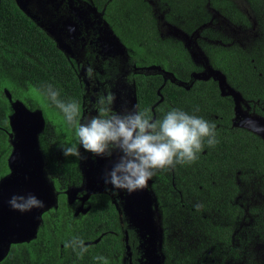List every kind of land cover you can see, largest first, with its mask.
Listing matches in <instances>:
<instances>
[{"label":"flooded vegetation","instance_id":"obj_1","mask_svg":"<svg viewBox=\"0 0 264 264\" xmlns=\"http://www.w3.org/2000/svg\"><path fill=\"white\" fill-rule=\"evenodd\" d=\"M108 1L110 0H103L104 3L101 9H103L104 13L106 7L110 8L113 6L108 5ZM118 1H121L123 5L126 3V9L130 14H132L131 7L135 6L133 12L136 16L149 17L147 24L144 26L149 28L150 31L152 27L154 32L159 33L160 37L163 36L162 38H164L163 41L153 42L158 43L157 45L155 44V49L159 54L163 55L161 58L163 66L159 62L139 63L138 66L132 62L125 69V73L130 74L132 73L131 67H145L148 65V69H160L163 71L164 73L150 74L133 72L134 74L128 76L130 80L134 76H144L146 82H152L157 86L155 88L156 93L158 90L161 92L162 87L166 84L172 88L190 89L198 80L215 82L209 74H206V77H202V75H205L201 72L204 68V61L200 65L195 64L192 60L190 54L196 47H188L185 43V30L176 26V23L180 20L184 24L185 21L194 24V22L203 19L204 16H201V10L205 12L204 15H207L209 14L208 11L211 12L216 9L219 13L231 19L229 21V31H233L238 35L245 33L247 25L254 21L252 18L253 9L260 14L261 23L264 16V0H192L191 4L185 3V0ZM156 10L162 11H160V15L167 30L158 27L156 16L155 20L153 19V13L155 14ZM159 23L161 24V22ZM171 26L179 30L171 28ZM171 29L175 30L176 35H179V37L172 36ZM194 32L195 34H192V37L194 38L198 33L200 34V38L203 40V44L200 43L201 49L203 51L206 50L210 54L213 64L215 58L218 57L216 54L220 46L231 47L229 43H224V40H226V37L223 36L225 28L213 27V25L208 24L194 30ZM234 43L233 41L232 45ZM168 46L173 49L170 51ZM180 46L183 52L176 55L178 53L177 47ZM197 54L199 53L197 52ZM103 59L106 60V58ZM118 59L114 58V60ZM187 61L191 64L188 65ZM108 62L112 64V60ZM9 63L11 64V62ZM103 63L107 62L103 61ZM97 67L100 68L99 65ZM102 71L104 70L102 69ZM11 74L13 73L11 72ZM16 78L19 86L25 89L26 84L20 82L18 77ZM225 79L226 82L221 80L220 85L218 82L213 85L217 87L221 96L231 98L233 104L234 96L230 93L231 85L228 83L226 75ZM123 83V80L116 81V97L121 102L120 95L122 94L125 98V106L130 107L132 106V90L130 87L123 89L124 85L121 87ZM129 83L133 84L135 95V84L133 82ZM119 86L120 89L117 88ZM3 90L7 92L6 99L11 103L15 97L11 95L10 91H5L4 88ZM99 91H101L102 95H107L110 91L109 86L105 85ZM3 95L5 97V94ZM98 97L95 99L91 95L90 104L87 105L86 102L82 104L84 110L79 117L80 122L86 121L84 119L85 114L89 110L96 115L97 109L93 105H97ZM48 101L51 103L49 99ZM233 105H235V102ZM3 106L4 103H1L0 138L2 137V142L0 141V149L4 144L7 149L3 153L0 151V264H86L87 261L92 260L91 258L95 259L96 256L101 255L108 259L109 264H139L140 258L143 256L141 248L143 246L139 245L138 239L141 238L143 241L144 237L147 236L140 232L139 227L136 229L133 226L125 208L129 204L136 206L141 199L145 203L149 202L150 194L154 199L158 195L162 197L163 201L169 200L171 197L170 191L168 195L164 192H156V189L161 187L163 185L162 182H165V180L168 184L171 183V181H167L169 177L165 170H157L155 172L148 181V186L141 189L145 193H128L125 190L113 189L111 185H106L103 180L106 172L115 163L117 156L115 158H113L114 155L111 158L106 157L108 164L99 162L98 158H95L98 156L89 161L88 159L91 158L90 156L93 157V154L85 152L81 148V160L84 162L89 161L88 163L92 165V169L90 168L88 169L89 172H85V169L81 167L83 170L81 176L74 181L72 174L69 175L68 172H62L64 167L61 164L66 161V157L57 145L63 140L58 138L53 124L45 119L46 116L37 107H25L24 105L23 110L21 107L19 114H16L15 118H13L10 114V106L7 107L9 112H6ZM152 107L156 114L157 106L152 104ZM28 108L34 109V111H30ZM51 108L55 116L58 117V108L54 104H52ZM38 112L41 114L39 115L40 117H38ZM152 119L156 120V118ZM242 120L247 122V119L241 117L232 119V123L236 124L237 121L242 122ZM13 128L18 129V136H13ZM37 131H40V133L35 138L33 134ZM33 140L35 141L34 145ZM168 172L174 171L168 170ZM79 180L82 185L85 181L90 183L88 187H82L83 190L81 192L75 191V187H79L76 184ZM166 182L164 187L167 185ZM172 184L177 190L176 183L172 182ZM178 192L180 193V191ZM30 194L43 201L44 206L21 212L14 210L9 205L11 197L28 196ZM171 203H174V201L172 200ZM104 205L110 206L112 209L113 217L111 221L102 219V208ZM170 206L171 204L168 202L167 211L164 210V212L160 210L159 205L157 206L158 211L160 210V219L163 220L162 227L171 212L177 210L173 207L168 210ZM151 209L155 213V201ZM154 213L152 215L156 219ZM145 214L149 218V210H146ZM89 223L93 224V229L88 238L80 234L78 230ZM113 223L115 224V229L111 228ZM111 234L117 237L116 244L113 239L107 238ZM74 237L83 239L85 246L88 248V251L82 257L78 255V249L73 251L71 248L65 249L64 247L65 242L70 241ZM94 244L95 246H92ZM117 245H119L121 252L114 250ZM133 250L139 255L135 258L137 260L135 263L133 262ZM110 251L111 255L108 256ZM96 262L101 264L100 261L96 260ZM146 262L148 264L147 260Z\"/></svg>","mask_w":264,"mask_h":264},{"label":"trees","instance_id":"obj_2","mask_svg":"<svg viewBox=\"0 0 264 264\" xmlns=\"http://www.w3.org/2000/svg\"><path fill=\"white\" fill-rule=\"evenodd\" d=\"M103 0L95 1L97 9L103 11ZM108 5H117L120 3L118 0H110ZM112 7V6H111ZM110 7V8H111ZM105 8L103 15L107 22L113 27L115 34V21L112 16V9ZM135 6L131 7L133 19L136 22L144 21L146 18L136 16L133 12ZM126 30V29H124ZM264 33V31H263ZM155 39L152 41V48L157 54H145L142 59H150V62L160 63L163 66L161 58L163 55L159 54L155 49L153 42L163 41L164 38L159 36V33L154 32ZM264 34L259 37L260 41L257 44L250 45V50L246 52L241 47H224L220 46L215 58L214 65L218 67L227 76L228 83L238 90L241 95L249 100L253 105V109L260 115L264 116V46H258L264 43ZM124 45L132 46L130 42L122 39ZM156 40V41H155ZM177 54L182 53V47H177ZM91 60L89 64L94 66L98 64L103 69V77L106 85H112L116 81H129L128 76L134 74L125 73L126 67L134 62V55H130L128 60L123 62L119 60H112L109 64L107 60L98 57L101 61L94 60V53L88 48L87 52ZM0 56L7 61L14 63V71L16 77L23 84L35 87L44 96L47 97V86L51 85L56 91L59 92V99L64 102H76L79 105V117L83 113L82 104L86 102L90 104V96L95 99L102 95L101 91H87L85 83L77 75L76 69L71 62L66 58L64 52L59 47H56L51 37L34 21L32 20L17 4L16 0H0ZM178 58V56H176ZM107 62V63H103ZM146 60L142 63H150ZM122 64L124 66L122 67ZM138 62L135 63L138 66ZM187 64H191L187 61ZM120 68H123L120 70ZM135 84V98L136 110L145 111L149 117H152L153 110L151 105L159 99L162 95L155 92L157 87L152 82H146L145 77L134 76L131 79ZM215 83V82H214ZM212 81L198 80L190 89L172 88L168 84L162 87L161 93L166 99L156 107V119H162L164 115L171 109L178 108L189 114H193L204 118L210 123L216 125V138L218 143L214 147L205 146L201 152L197 154V159L190 164H177L173 170L176 172L175 179L177 188L179 182L182 184L184 193L192 194V198L199 201L202 205L201 210L188 208L190 205L186 204L181 197L177 196L176 190L172 183L166 182V187L163 185L157 188L156 192H164L168 195L171 192L169 200L162 199L159 196V208L161 211H167V203L170 202L171 207L178 209H186L187 211H194V216L203 211L209 212L210 207L217 199H222L217 207V211L221 214L227 212L231 217H236L237 212L240 210L239 206L233 201L234 193L237 191V186L234 183V173L244 168H251L256 171L264 170V144L262 139L251 131L235 126L232 123V100L229 97L221 96L219 90ZM115 95V93H113ZM169 100V101H168ZM116 103H120L115 95V100L112 104V109L117 113H125L132 111L129 106H122L120 110L117 109ZM121 104V103H120ZM96 108L95 105H93ZM97 109V108H96ZM198 109V111H197ZM58 116L64 118L63 113L58 109ZM87 114V115H86ZM85 120L94 116L92 111H87ZM97 114V111H96ZM66 122V121H65ZM69 129L75 131V125H69ZM117 156L116 153L113 154ZM90 159H94L90 156ZM185 172V173H181ZM194 172H197L196 174ZM194 173L193 176L190 174ZM164 181V180H163ZM172 200L174 203H171ZM158 206V205H157ZM185 207V208H183ZM159 210V211H160ZM151 213V210H149ZM191 211V212H192ZM102 219L111 221L113 212L110 206L104 205L102 208ZM234 222V221H233ZM205 224V231L209 238L217 244L222 245L223 249L231 250L229 246L231 241V230L224 228V223L214 222L208 223L199 218L197 225ZM264 224V222H263ZM113 223L111 228L115 229ZM93 224L89 223L84 225L78 230L80 234L89 238L92 233ZM107 238L113 239L117 243V237L109 235ZM93 239V238H92ZM112 241V240H111ZM112 241V242H113ZM145 240L138 239L141 246ZM166 239L162 241V246L159 252L163 255V264L173 263L174 250L167 246ZM92 246H95L92 245ZM114 250L121 252L119 245L114 247ZM111 255V251L108 256ZM140 252V256H141ZM138 253L133 250V262L135 263ZM191 256L177 259L176 264H204L203 262L192 261ZM145 258V256H144ZM86 264H97L96 259L91 258Z\"/></svg>","mask_w":264,"mask_h":264},{"label":"rangeland","instance_id":"obj_3","mask_svg":"<svg viewBox=\"0 0 264 264\" xmlns=\"http://www.w3.org/2000/svg\"><path fill=\"white\" fill-rule=\"evenodd\" d=\"M39 1L36 2L35 0H20L22 5L24 6V10H27L28 12L35 15L37 19L40 20L43 25H45V29L47 31L56 34L55 30L52 27H49L50 23L47 24L49 18L44 9V6L46 5V2H50L54 6H57V0H41V2ZM95 1L97 0H60L61 5L58 6V9L61 13L73 19L66 20L67 24H70L71 29H67V31L71 34L75 33L74 37H71L74 40H81V44L79 45L80 48L85 49V46L88 47L91 52L94 53V60H96L97 62L101 61L98 57H101L102 59L106 58V60L108 61L114 60V58H119H108L109 56H107V53L106 55L101 56L99 52L101 51V46L103 45L104 50L108 53L115 52L117 47L119 46V53H122L125 58L130 57V55H134L135 57L136 55L134 60L135 63H142L145 60L146 62H150V59H142L145 54H147L148 56L149 54H153L157 57V54L152 48V41L155 39L154 31L152 27L150 31L149 28L144 26L145 24H147V20L149 17H147L144 22H136V19L132 18L133 15L130 14L126 9V3L123 5V3L120 1L119 4L110 8L113 10L112 16L115 18L114 21L116 24L115 31L118 33L115 35L113 27H111L105 19L103 11L96 8L98 6L95 5ZM103 3L104 2H102V5ZM185 3L191 4L192 0H185ZM160 11L156 10L155 14L153 13V19L155 20L156 16L158 27L160 29H164L165 26L164 22H162ZM208 13L209 14L204 15L205 12L201 10V16H204L203 19L194 22V24H191L187 21H185L184 24L181 20H178L179 22L176 23V26L185 30L186 37L184 38V40L188 47H196V49L190 54L195 64L201 65V62L205 61L206 64L209 65V67L213 69L216 68L221 71L212 63L210 54L206 50L203 51L201 49L200 43L203 44V40L200 38V34L198 33L194 38L192 37V34H195L194 30H197L202 26L211 24L213 25V27H222L223 29L225 28L223 36L226 37V40H224V43H229V45L233 47H241L246 52L250 50V45L255 44L256 41L258 44V42L260 41L259 37L264 34V16L262 18V24L260 14L256 13L254 9L252 13V18L254 19V21H251V23L247 25L245 33L238 35H236L233 31H229V21L231 20L229 17H227L226 15H222L216 9L212 10L211 12L208 11ZM159 22H161V24ZM171 28L179 30L174 26H171ZM171 32L172 36L179 37V35H176L177 33L175 32V30L171 29ZM123 38L126 40V42H130L132 46L124 45V43L122 42ZM233 41L235 43L232 45ZM72 45H70L69 43H64L63 47H66V49L68 48V50L71 51V53L69 54L71 58L69 57V59L71 64L76 69L78 76L85 83V86L86 88H88L89 92H96L101 90L106 85L102 69L97 67L98 64L94 66L88 64L91 58L87 53H85V55L83 53H79L78 57H75V43H73ZM108 45H115L116 47L110 48ZM263 46L264 43L258 47L262 48ZM168 49L171 51L173 48L171 46H168ZM80 50L81 49H79V51ZM197 52L199 54H197ZM147 66H134L131 67V69L134 73H164L160 69H148ZM14 67V63L11 62L10 64L7 60L3 59L2 56H0V104L4 103L3 109L6 112H9L7 107L10 106L11 117L15 118L16 114H19V110H21V107L23 110L24 105L25 107L35 106L44 116H46L45 119L53 124L59 139H62L63 141L65 139V141L76 143L75 131L69 129L68 123L65 122L64 118L55 116L54 111L51 108L52 104L48 101L46 96H44L35 87L28 86L27 84L25 89L19 86L17 78L15 76L16 73L14 71ZM89 67L93 69V76L91 78H89V76L87 75V69ZM203 71H205L204 68L202 72ZM11 72L13 74H11ZM214 81L216 82V80ZM129 82L133 81L129 80ZM129 82L124 81L121 87H123L124 85L123 89H127L129 87L131 88L132 106H130V109L132 108V111H135L136 108L134 107H136V99L134 95V88L133 84ZM115 87L116 82L109 86V93H115L116 95ZM3 88L5 89V91H10L11 95L15 97L11 103L6 99L7 92H4ZM117 88L120 89V86ZM3 94H5V97ZM157 94L162 95L160 90L157 91ZM120 99H122V101L120 102L121 104L116 103L118 110H120L121 105H125V98L122 94L120 95ZM164 99L165 97L163 95L162 97L160 96L159 99L153 103V105L159 106V104H161ZM254 104L255 103H252L243 97L241 102H239L240 113L245 116L246 119L249 118L250 121L252 120L250 122L251 126L247 127L241 124V127L259 136L264 144V126L261 122L262 120H264V116L260 115L253 109ZM28 109L30 111H34V109ZM151 109L153 110V107ZM39 115L41 114L38 112V117H40ZM156 115L157 114H155V112L153 111L152 118L155 119ZM234 118L235 111L233 105L231 119ZM253 128L255 130H252ZM12 132L13 136L19 135L17 128H13ZM39 133L40 131H37L35 134H33V136L37 138ZM0 141L2 142V137L0 138ZM32 142L34 145L35 141L33 140ZM6 149L7 146L4 144L1 147L0 151L3 153ZM35 157H37V155H35ZM95 158H98L99 162H105V164H108L106 157L98 156ZM61 165L62 167H64L62 168V172H68L69 175L72 174V177L75 181V179L80 178L81 172L83 171L81 167L84 168L86 162L82 161L81 159H77L76 157L69 156L66 157V161ZM168 170L175 171L173 169L165 170L169 177L167 181H171V183L173 182L174 184L178 183V180L175 179L176 172H168ZM84 171L89 172L87 168ZM194 173L196 174L197 172ZM194 173H191L190 175L193 176ZM234 183L237 186V191L234 193L233 201L239 206L240 209L237 212L235 219L234 216L231 217L227 213L228 211L222 214L217 211V207L222 199L215 200L212 207H210L211 209L209 212L203 211L202 213L198 214V216H194V211L191 210V212L187 211L186 209H178L175 212H171V215H169V218L164 223L163 227V220L159 219L160 214L159 211L156 210L155 217L158 222L157 226L159 229L158 240L164 241L166 239V242L168 244L167 246H170V249L174 250L175 256L173 257V263L176 264V262L178 261L177 259L182 258V256H191V260L195 261V263L203 262L204 264H264V170L256 171L247 167L238 170L234 173ZM76 184L79 187H75V191L81 192L83 190L82 187H88L90 183L88 181H85L82 185L79 180ZM179 187L180 189L177 188V190L180 191V193H177V196H175L174 199H176V197H182L185 203L190 205L188 208L196 209L194 206L196 204H199V201L193 199L192 194H189L188 192L184 193L185 190L182 189V184H180V182ZM46 194L48 195L47 192ZM155 203L159 205L158 195H156ZM215 205L217 207H215ZM202 216L203 219L207 220L210 224L214 222L224 223V228L228 227V229L231 230L232 242H230L229 244V246L232 248L231 250L223 249L222 245L217 244L215 241L211 240L204 229L205 224L197 225L199 218ZM141 248L143 256L142 258H140L139 264H147L146 258H143L145 256V250L143 249V247ZM161 261L162 258H160L159 264H161Z\"/></svg>","mask_w":264,"mask_h":264},{"label":"clouds","instance_id":"obj_4","mask_svg":"<svg viewBox=\"0 0 264 264\" xmlns=\"http://www.w3.org/2000/svg\"><path fill=\"white\" fill-rule=\"evenodd\" d=\"M89 78L93 69H87ZM47 98L58 108L69 125H75L76 143L60 141L58 147L65 157L81 159L82 148L94 156L117 159L103 177L106 185L128 193L144 189L157 170L174 168L177 164H190L205 146L214 147L216 125L202 117L174 108L162 119L153 120L145 111L117 113L112 109L113 93L101 95L97 100V114L78 120L79 105L59 99V92L47 86ZM198 111V109H197ZM9 205L21 212L43 207V201L35 195L13 196ZM197 210L202 205L194 206ZM65 249H78L82 257L88 248L83 239L74 237L64 244ZM101 264H109L104 256H96Z\"/></svg>","mask_w":264,"mask_h":264},{"label":"water","instance_id":"obj_5","mask_svg":"<svg viewBox=\"0 0 264 264\" xmlns=\"http://www.w3.org/2000/svg\"><path fill=\"white\" fill-rule=\"evenodd\" d=\"M35 1L38 2L39 0H35ZM16 2L18 4V6L51 37V39L54 41L56 47H59V49L62 52H64L66 58L69 61H70L69 54L71 53V51H69L68 48L66 49V47H63L64 43H69L70 45L75 43V49H76V51L74 53L75 57H78L79 53L80 54L83 53L85 55V53L88 50V47L85 46V49L80 48L79 45L81 44V40H74L71 37H74L75 33L71 34V33H69L67 31V29H69V30H71V29H70V24H67L66 20H68V19L69 20H73V19L60 12V10L58 9V6L61 5L60 4V0H57V2H58L57 6H54L50 2H46V5L44 6V9H45V11L47 13V16L49 18L48 21H47V24L50 23L49 27H52L55 30L56 34H53L52 32L47 31L45 29V25H43L41 23V21L38 20L35 15H33L30 12H28L27 10H24V6L20 2V0H16ZM39 2H41V0ZM72 31H74V30H72ZM71 41H73V42H71ZM108 46L110 48L116 47L115 45H108ZM72 47H73V45H72ZM118 47H117L115 52L108 53V52H106L104 50V45H103V46H101V51L99 52V54L101 56H103V55H106V53H107V56H109L108 58L119 57L118 60H119L120 63L125 61L126 59L128 60V57L125 58L122 55V53H119ZM79 49H81V50L79 51ZM123 66H124V64H122V67ZM203 66H204L205 71H203V72L201 71V72H202V74H205V75H202V77H206V74H209V75H211L210 77H212L214 80H216V82H218L219 85L221 83V80H223L222 82H224L226 80L225 79V74L223 72L219 71L216 68L213 69V68L209 67V65H207L205 61L203 62ZM121 69H123V68H120V70ZM208 78H209V76H208ZM208 78H204V79H208ZM230 89H231V91H230L231 95L234 96L233 104L235 102V105H234L235 118L239 119V118L243 117V118L246 119V117L243 116L240 113V110H239V102H241V100H242L241 93L238 90H236L234 87H232V86H231ZM135 111H136V109H135ZM251 121L248 118L247 122H245L244 120H242V122H238L237 121V123L236 124L234 123L233 125L241 127L242 126L241 124H243V125L249 127V126H251V123H250ZM261 122H262V125L264 126V120H262ZM241 128H243V127H241ZM252 130H255V129L253 128ZM113 158H115V156H113ZM89 161L86 162V165H85L84 169H86V168L87 169H90V168L92 169V165L90 163H88ZM103 163L105 164V162H103ZM136 192H139L140 194L145 193V191H143V190H137V191H135V193ZM154 201H155V199L150 194V201L149 202L145 203L141 199L137 203L136 206L134 204H129L125 208L127 214L131 215V216L129 215V217H130V221L133 223V226L136 227V229L139 227L140 232L143 233V234H146V236H147V237H144L145 241L143 242L142 246H143V249L145 250V258L148 261V264H153V263L154 264H159L160 263L159 262L160 258L163 259V255L162 254L159 255L156 252V250L159 252V250H160V248L162 246V241L163 240L162 241L158 240V234H159V229H158V226H157L158 222H157L156 219L153 218V215H152L154 212L152 211L151 206L153 205ZM155 205H156V210H158L156 203H155ZM146 210H151V213L149 211V218L145 214ZM156 210H155V213H154L155 216H156ZM159 219H160V217H159ZM161 263H162V261H161Z\"/></svg>","mask_w":264,"mask_h":264}]
</instances>
